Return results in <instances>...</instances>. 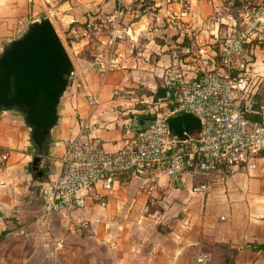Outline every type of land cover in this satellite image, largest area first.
Returning <instances> with one entry per match:
<instances>
[{"label":"crops","instance_id":"1","mask_svg":"<svg viewBox=\"0 0 264 264\" xmlns=\"http://www.w3.org/2000/svg\"><path fill=\"white\" fill-rule=\"evenodd\" d=\"M27 1L0 0V37H17L35 18L22 23ZM241 1L33 0L31 14L42 11L54 28L85 20L88 37L92 21L99 20L112 29L97 33L96 49L85 47L88 56L77 55L79 45L72 43L73 74L40 177L26 170L35 148L22 118L0 111V152L7 153L0 168V264H222L219 244L236 250L233 264H264V155L252 168L214 176L204 192L191 191L202 177L182 184L160 174L147 193V180L124 174L109 190L94 185L80 209L45 215L38 199L40 185L60 170L66 143L81 126L106 149L119 148L133 116H148L141 100L160 87L171 46L216 49ZM245 50L263 90L264 21ZM88 95L95 96L92 108Z\"/></svg>","mask_w":264,"mask_h":264},{"label":"built area","instance_id":"2","mask_svg":"<svg viewBox=\"0 0 264 264\" xmlns=\"http://www.w3.org/2000/svg\"><path fill=\"white\" fill-rule=\"evenodd\" d=\"M262 21L264 0H242L238 18L226 24L216 49L171 46L158 77L165 94L141 100L142 111L153 120L144 126L126 124L115 150L106 149L81 126L66 143L60 170L39 187L42 212L80 209L94 185L109 190L124 174L147 180V193L154 188L150 181L160 174L182 184L202 177L191 191L204 192L214 176L221 179L237 168L254 167L264 155V101L254 105L259 81L250 72L245 44ZM87 101L92 108L95 96L88 95ZM185 113L197 117L200 127L174 134L166 118ZM6 161L7 153L1 151L0 168Z\"/></svg>","mask_w":264,"mask_h":264},{"label":"water","instance_id":"3","mask_svg":"<svg viewBox=\"0 0 264 264\" xmlns=\"http://www.w3.org/2000/svg\"><path fill=\"white\" fill-rule=\"evenodd\" d=\"M72 74L71 58L46 15L30 20L20 35L0 48V111L16 112L28 128L35 154L26 170L37 177L43 174L39 163L47 152L58 121V104ZM152 120L134 115L132 125L144 126ZM165 122L177 135L200 127L199 119L187 113Z\"/></svg>","mask_w":264,"mask_h":264},{"label":"rangeland","instance_id":"4","mask_svg":"<svg viewBox=\"0 0 264 264\" xmlns=\"http://www.w3.org/2000/svg\"><path fill=\"white\" fill-rule=\"evenodd\" d=\"M44 1H48V0H44ZM55 1H57V0H55ZM31 4H33V0L27 1V14H26V18L22 21V23H25V22L27 23V21H29V19H31V18H34V17L39 18L42 15H45L42 11H36L34 14H31L32 13V9L30 8ZM234 13L236 14L237 12L235 11ZM129 17H131V16L129 15ZM128 20H129V18H128ZM97 21H98V23L102 24L101 21H99V20H97ZM98 23L94 24V22L92 21V23L89 27L90 35L88 37L86 35V32H87L86 30L88 28L85 25V20H84V22H76V21L75 22H69L65 26L55 27V30H56L57 34L59 35L61 41L63 42L65 49L67 50V52L71 53V55L69 53V56H72L70 58H74V55L71 51L72 43L74 45H79L78 48L80 50L77 53V55L79 54V55L88 56V52H87V50H85V47L88 45L91 50H94V48L96 49L97 45L99 44V40L97 39V33L103 34L105 32V30L110 31L112 29L109 22H104V24L106 26H103V25L99 26ZM121 25H124V24H121ZM94 26H95V28H94ZM24 28L21 27V29L19 30V32L17 34L19 35L23 31ZM72 28H74L75 32L71 31ZM98 28H100V29L98 30ZM15 35H16V33H15ZM15 35L13 34L12 36H15ZM12 36L9 38L0 37V46L3 45L4 43H7L6 41H8L10 38H12ZM85 37H87V39H86L87 41L89 40L88 42L85 41Z\"/></svg>","mask_w":264,"mask_h":264},{"label":"trees","instance_id":"5","mask_svg":"<svg viewBox=\"0 0 264 264\" xmlns=\"http://www.w3.org/2000/svg\"><path fill=\"white\" fill-rule=\"evenodd\" d=\"M264 85V81H263ZM165 92L161 87H158L156 92L153 94L154 99L164 95ZM264 101V89L262 90V87H258L255 96H254V105L258 106L260 103ZM219 249H221V256H222V264H233V256L236 253L235 249L229 248L225 244H219L217 245Z\"/></svg>","mask_w":264,"mask_h":264}]
</instances>
